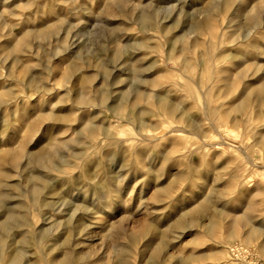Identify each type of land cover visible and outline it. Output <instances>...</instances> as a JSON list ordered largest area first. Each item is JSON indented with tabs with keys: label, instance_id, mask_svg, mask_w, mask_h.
<instances>
[{
	"label": "rangeland",
	"instance_id": "1",
	"mask_svg": "<svg viewBox=\"0 0 264 264\" xmlns=\"http://www.w3.org/2000/svg\"><path fill=\"white\" fill-rule=\"evenodd\" d=\"M211 1L0 0V89L9 87L19 96L10 107L0 109V156L9 154L4 166L10 176L8 185L19 186L4 194L28 201V194L22 192L28 183L23 179L39 168L27 165L17 174L12 161L19 157L24 165L22 153L38 152L36 141L48 123L40 124L37 133H33L36 124L27 129L36 112L62 115L64 109L71 108L72 90L81 89L82 93L83 89L81 82L75 81L78 76L90 79L92 88L86 93L98 105L79 112V118H87L97 127L91 137L76 120L66 128L64 139L81 144L63 152L70 164L63 167L67 176L57 172L49 175L57 192L47 201L55 212L32 205L21 210L31 226L11 247L12 252L19 248L25 253L26 264H47L45 255L50 262L64 251L54 253V241L65 230L73 229L76 206L83 205L89 196L98 204L116 199V210L110 217L99 216L100 229L93 235L94 242L82 250L89 258L85 264H152L159 245L165 250L160 264H184L191 255L215 249L208 239L194 244L190 236L178 240L177 234L165 231L183 212L206 202L210 204L206 216L211 219L218 210H227L232 216L250 213L264 226V143H258L259 133L264 134V94L259 91L264 82V28L252 26V19L264 25V0H231V10L222 15L209 13ZM236 11L238 18L229 24L231 13ZM143 12L161 23H176L177 34H189L197 22L212 15L208 18L215 33L210 31L199 39L191 35L190 41L198 40V46L190 49L188 45L189 52L184 53L178 44L172 62L167 59L172 53L171 37L143 30L138 20ZM23 39L28 44L22 55L3 52L5 45ZM118 51L123 53L116 57ZM13 60L18 69L11 64ZM184 60L191 62V69H183ZM8 65L13 67L11 83L4 79ZM136 66L149 74L150 85H142L134 76ZM102 67L112 77L108 79ZM25 68L26 77L20 76ZM70 71L76 88L67 84L58 90L64 78H70ZM30 76L35 77L36 89H26L23 83ZM120 88L131 98L137 89L165 95L177 112L167 119L148 118L145 128L139 129L135 112L122 120L100 102L102 92H112L113 99ZM248 96L252 101L245 114L230 112ZM140 108L160 113L154 100L150 107L141 102ZM189 124H194L196 131L188 127L184 134L175 132ZM42 146L47 152L51 150L45 142ZM74 152H83L85 160L70 158ZM108 173L117 175L116 179L107 177ZM114 185H119V193L109 190ZM160 188L163 193L157 192ZM43 218H48L49 225L44 226ZM223 219H219L221 223ZM59 221L64 225L55 228ZM41 228L47 236L39 248L35 231ZM69 237L72 239V233ZM245 259L248 264H264L252 250ZM9 260V256L0 255V264ZM212 263L196 259L189 264Z\"/></svg>",
	"mask_w": 264,
	"mask_h": 264
},
{
	"label": "bare ground",
	"instance_id": "2",
	"mask_svg": "<svg viewBox=\"0 0 264 264\" xmlns=\"http://www.w3.org/2000/svg\"><path fill=\"white\" fill-rule=\"evenodd\" d=\"M203 1V0H201ZM210 11L214 14H225L229 10H231L232 2L231 0H212L210 3ZM212 15H207L206 20L199 21L194 26L193 30L189 34H177L174 31L175 26L172 24L169 25L167 23H161L157 21L152 15H149L148 12H143L140 14L138 20L141 24V28L143 30L155 31L162 33L166 38L171 37L170 41V56L167 58L169 61L173 62V52L178 47V44L182 45L181 52H189L188 45H191L190 49H194L198 46V40L190 41L191 35H195L196 38L202 37L204 34H214L212 25L209 23L211 21ZM210 17V18H208ZM230 17L232 18L229 21V24L234 22V19L238 18V13H231ZM252 26L254 29L264 28L262 26V22L258 19H252ZM228 27H225V29ZM148 30V31H147ZM32 31L25 32L26 34H31ZM144 32V33H146ZM70 43V42H69ZM27 39L17 40L14 44L5 45L3 52L5 54L15 56L22 55L25 53L27 49ZM74 44L71 43V46ZM143 49H146L142 43H140ZM66 52L67 47H65ZM147 50H149L147 48ZM121 54L123 51H120ZM120 52H116L115 56H119ZM75 58H79L76 52H72L71 54ZM134 60V59H133ZM131 62V61H130ZM3 63V62H1ZM12 65L16 69H18V63L16 60H13ZM5 65V63H4ZM182 67L185 71L191 69V62L188 60H184L182 62ZM6 76L4 79L8 80L11 83L10 79L12 78L13 67H8ZM23 70V69H22ZM28 68H25L20 76L24 75ZM104 70V75L112 77L111 74H107V69L102 67ZM136 78L141 80L142 85H150L152 82L150 81L149 74H146L145 71L142 70L141 67L136 66L132 71ZM73 71H70V78L65 77L63 80V84L59 86L58 90L61 87L66 86L67 84H72V89L76 88L75 81L81 82L82 84V93L80 90H72L75 94L73 106L71 108H66L62 111V115L55 113L52 111L51 113L47 112H36L35 121L27 126V129L36 127L33 133H37V127L40 124L48 123L44 128L42 135L36 141V147L38 152L33 153V150L28 151L27 153H22V158L25 159L24 165L20 162L19 157H16L12 161V168L14 172L17 174L21 171L24 166L27 165H35L39 168L38 172L31 174H27L23 180L28 183V188L22 191L25 195L28 194V201L24 202V200L20 201L16 197H12V195L4 194L5 192L15 191L19 188L18 185H8V180L10 179L9 173L5 169L7 157L9 154L0 156V255L2 258L4 256H9L10 260L8 264H26V255L22 254V251H19V248L12 252V245H17V241H14L17 236H25L28 232L25 231V228L31 226L30 221L25 217L21 216V210L24 211V208L27 205L38 206L39 208L52 209L55 212V209L52 206L51 202L47 201V197H51L56 194L55 185L51 182V175L53 172L60 173V175L67 176L65 171H63L64 166H70L69 163L65 162L66 155H63L64 151L75 147V145H80L79 140H66L64 139V135L66 133V128L71 127L74 122H78L79 125L84 129L87 133L88 138L97 131V127L92 124L89 119L80 117L79 113L82 109L87 108H96L98 105L92 98H90L86 92H89L92 87L90 86V79L85 76L76 77L73 83L71 82V75ZM27 74H25L26 77ZM113 75V74H112ZM75 78V76H73ZM72 77V78H73ZM35 77H28L27 80L23 81L24 85L28 87L36 89ZM15 79V81H18ZM121 92L118 93L113 99L111 97L112 92H102L101 100L102 104L105 103L104 108L110 110L114 115H118L123 120L126 117H130L133 112H135L136 121L139 122V129L145 128L146 121L148 118L157 117L158 119H167L173 116L177 112V107L168 103V99L165 95H149L142 92L140 89L134 91V97L131 98L129 92L125 91L124 88L119 89ZM94 91V88H93ZM259 91L264 94V82L259 87ZM40 92L49 93L50 91L47 89H41ZM70 93L67 92V95ZM151 96V97H149ZM19 96H15L13 90L9 87H4L0 89V109L2 107H10ZM247 100L239 105L235 104L231 107L230 112L235 114L243 115L247 112V108L252 101V97L248 96ZM71 100V99H70ZM154 100L155 104L159 107L160 113L158 115H154L149 108L141 109V102H145L147 107L152 105V101ZM110 103H109V102ZM108 102V103H107ZM27 112V111H25ZM258 119L261 120L262 113H258ZM76 120V121H75ZM119 119V121H122ZM192 127V130L196 131L194 124L186 125L185 128L183 126L177 127L175 132L184 134L187 130L186 128ZM105 134V133H104ZM47 137V139H46ZM47 143L48 148L51 150L47 152L45 147H40V144ZM258 143H264V134L259 133V141ZM38 144V145H37ZM70 158L84 161L85 154L83 152H74L70 155ZM12 173V171H11ZM45 174V175H44ZM117 175L113 173H108L107 177L110 179H116ZM7 183V184H6ZM119 185H114L109 188V190L113 193L118 192ZM21 192V191H19ZM21 192V194H23ZM158 193H163L164 189L160 188L157 191ZM119 193V192H118ZM116 198V197H115ZM118 202L120 201V197H118ZM86 201V203H85ZM100 208L97 209V207ZM93 209H90L92 208ZM100 209V210H99ZM57 210V209H56ZM116 210V199L112 200L107 204L104 199L100 204L95 203L91 196L85 197L84 204L76 206V209L72 215V220H75V224H73L72 230H65L62 236L54 241V245L52 251L58 252L60 250H66V252H60V254L52 261H47V255H45V260L47 264H85L88 262L89 258L87 254L82 252L83 249H89L91 244L94 242L93 235L97 234V230L100 229V220L99 216L104 215L107 217L112 216ZM210 210L209 202L203 203L196 207L195 209L183 212L179 218L175 221H172L169 226H166V232L170 234H177V239L187 238L188 236L193 238V243L199 242L201 239H208L212 243L215 249L209 248L207 251L202 252L196 256H189L183 260L184 264H189L190 262H195L196 259L202 262L212 261V264H248L245 259V254L252 250V253H256L258 260L264 259V226L258 225L256 221V217L250 213H241L238 215H231V213L227 210L217 211L216 217L212 219L206 216V212ZM215 214V212H214ZM3 218V219H2ZM224 218V219H223ZM219 219H223V223ZM44 226L49 225L48 218L42 219ZM155 222V221H154ZM64 223L59 221L56 223V227L63 226ZM120 229V226L116 228ZM122 229V228H121ZM124 230V229H122ZM72 231V232H71ZM36 238L38 247L40 248L42 244V240L47 236L45 233V229L41 228L37 231ZM72 233V239H70L69 234ZM225 236V238L223 237ZM218 237L224 238L223 241L217 240ZM192 243V244H193ZM162 245H159L155 248L153 252L152 264H160L159 259L164 255V249ZM42 253V252H41ZM90 253V251H89ZM165 261V260H164Z\"/></svg>",
	"mask_w": 264,
	"mask_h": 264
}]
</instances>
